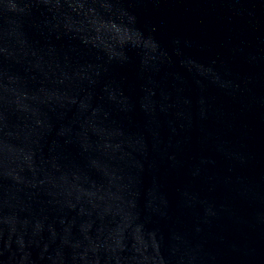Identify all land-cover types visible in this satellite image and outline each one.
<instances>
[{
	"label": "water",
	"instance_id": "water-1",
	"mask_svg": "<svg viewBox=\"0 0 264 264\" xmlns=\"http://www.w3.org/2000/svg\"><path fill=\"white\" fill-rule=\"evenodd\" d=\"M0 264H264V0H0Z\"/></svg>",
	"mask_w": 264,
	"mask_h": 264
}]
</instances>
